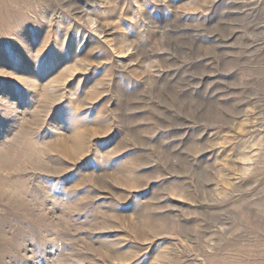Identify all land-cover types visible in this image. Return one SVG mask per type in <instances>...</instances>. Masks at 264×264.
Masks as SVG:
<instances>
[{
	"label": "rangeland",
	"instance_id": "1",
	"mask_svg": "<svg viewBox=\"0 0 264 264\" xmlns=\"http://www.w3.org/2000/svg\"><path fill=\"white\" fill-rule=\"evenodd\" d=\"M0 264H264V0H0Z\"/></svg>",
	"mask_w": 264,
	"mask_h": 264
}]
</instances>
